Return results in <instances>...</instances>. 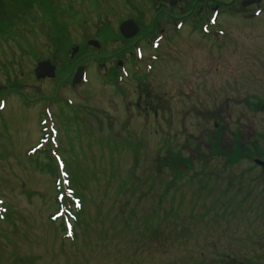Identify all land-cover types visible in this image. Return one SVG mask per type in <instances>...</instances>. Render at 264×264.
I'll return each mask as SVG.
<instances>
[{"label":"rangeland","instance_id":"374dc122","mask_svg":"<svg viewBox=\"0 0 264 264\" xmlns=\"http://www.w3.org/2000/svg\"><path fill=\"white\" fill-rule=\"evenodd\" d=\"M198 1L182 28L172 0H31L0 26V264H264V15Z\"/></svg>","mask_w":264,"mask_h":264},{"label":"flooded vegetation","instance_id":"af4514ba","mask_svg":"<svg viewBox=\"0 0 264 264\" xmlns=\"http://www.w3.org/2000/svg\"><path fill=\"white\" fill-rule=\"evenodd\" d=\"M198 1V0H197ZM216 4L212 7L210 11V16L208 17L207 21L209 20L210 17L216 18L220 14H225L228 11H233L235 14H241V17H243L244 20H250V21H255L258 20L262 15H264V0H218L214 1ZM203 6L199 9V15H203L204 13H208L206 10L207 7V0H202L198 1L199 4L203 3ZM188 0H172V4L170 6V9L174 10L177 5L181 6L182 5L186 8V15L183 17V14L178 18L181 23L179 24V27L182 28L183 24H185V20L189 17H191L192 14V2L187 6ZM206 5V6H204ZM241 6V7H240ZM206 10V11H205ZM163 14H167L164 13ZM190 15L189 17H186ZM161 17V16H160ZM159 17H155L154 19H158ZM177 19V17L175 18ZM156 22V20H155ZM164 30H161V34H163ZM141 98V97H140ZM158 103L160 102L158 99L156 100ZM256 161H260L264 163V160L260 159L259 157H255L253 159V162L255 166L259 169H261L263 172L264 170L262 169L261 166H259Z\"/></svg>","mask_w":264,"mask_h":264},{"label":"water","instance_id":"95a60500","mask_svg":"<svg viewBox=\"0 0 264 264\" xmlns=\"http://www.w3.org/2000/svg\"><path fill=\"white\" fill-rule=\"evenodd\" d=\"M119 33L124 39H130L137 35L138 33V27L137 25L129 20L124 23H122L119 26ZM88 46L93 47L95 49L99 48V44L96 41H88ZM79 48H73L71 51V57H73L75 54H77ZM121 64L118 63V66ZM55 71L56 68L48 61L41 62L37 65L34 76L37 80H43V79H54L55 78ZM83 71L84 69L82 67L78 68L73 76L71 84L73 86L78 85L82 78H83ZM256 163L261 166L264 169V163L260 161H256Z\"/></svg>","mask_w":264,"mask_h":264},{"label":"trees","instance_id":"16d2710c","mask_svg":"<svg viewBox=\"0 0 264 264\" xmlns=\"http://www.w3.org/2000/svg\"><path fill=\"white\" fill-rule=\"evenodd\" d=\"M31 9V0H0V26L10 25L13 22L21 20L26 13ZM45 156V164H42V171L53 176L54 180L57 178V168L55 163L49 157L47 152L43 153ZM51 163V164H50ZM71 191V189H68ZM71 193V192H69ZM72 205V201L68 205ZM69 216V214L67 213Z\"/></svg>","mask_w":264,"mask_h":264}]
</instances>
